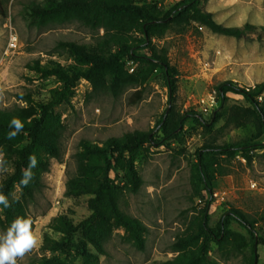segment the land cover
<instances>
[{"label":"rangeland","instance_id":"obj_1","mask_svg":"<svg viewBox=\"0 0 264 264\" xmlns=\"http://www.w3.org/2000/svg\"><path fill=\"white\" fill-rule=\"evenodd\" d=\"M137 4H155L164 12L181 0H134ZM45 0H1L0 2V109L34 108L58 100L56 90L61 82L55 76H44L30 68L56 62L63 67L82 65L76 56L59 47L61 42H75L87 50L107 54L102 27L93 29L64 15L34 18L29 6ZM202 7L227 27L246 23L264 26V0H202ZM11 37L17 47H10ZM133 38H141L133 33ZM152 49L139 53L151 55L153 50L166 51L172 66L178 70L177 94L169 101L168 88L161 70H155L143 85L127 86L118 96L107 92L93 93L90 82L81 80L66 101L54 108L62 132L63 159L49 155L50 170L41 176L42 185L33 200L21 188L13 187L12 198L23 217L33 220L36 238L34 249L18 259L17 264H42L64 258L60 251L45 250L44 240L60 238L53 230L58 216H66L76 225L86 220L92 210L91 195L67 196V182L77 173L82 156V141L103 144L133 131L149 132L162 117L165 121L155 131L162 145L145 144L139 151L135 168L143 183L135 191L126 171L111 174L121 195L120 208L143 226L144 249L140 250L130 233L113 219L106 221L103 251L88 245L89 256L75 264H159L180 254L196 253L203 239L183 247L182 238L197 234L208 200L193 168L198 152L206 147L222 145L264 144V94L259 98V112L243 95L227 91L225 99L217 87L227 81L244 90L264 82V37L249 35L236 39L211 32L195 21L172 25L153 38ZM130 74L145 66L127 63ZM30 96V99L28 98ZM214 99L213 107L203 112L202 100ZM26 105V107L24 106ZM187 111H195L201 119L191 118L173 136H165L175 128ZM28 138L0 139L7 171L0 181L14 173L10 150L27 144ZM213 180V202L209 209V226L217 230L224 214L234 208L241 211L264 234V149L251 152V160L239 153L234 156H207ZM214 194H218L217 201ZM10 221L0 210V234ZM230 244L208 242L206 254L211 264H250L252 240L248 230L234 220L229 221ZM81 234H78V238ZM240 242L238 250L235 243ZM258 264H264V245L258 246Z\"/></svg>","mask_w":264,"mask_h":264},{"label":"trees","instance_id":"obj_2","mask_svg":"<svg viewBox=\"0 0 264 264\" xmlns=\"http://www.w3.org/2000/svg\"><path fill=\"white\" fill-rule=\"evenodd\" d=\"M29 8L34 18L43 19L58 14L74 18L93 29L102 27L105 33L103 43L108 52L97 53L75 42H61L59 47L76 56L82 65L63 67L56 62L41 64L40 61L30 65L32 70L44 76H55L60 80L61 87L56 90L58 100L40 106V113L34 108L0 109V139L14 130L9 126L13 118L20 119L24 124L23 130L15 139L19 140L23 136L28 138L25 146L10 150L15 170L4 181H0V193L6 195L11 204L9 208L0 205V210L4 212L10 224L17 217H23L22 211L13 201V187L19 186L25 197L33 200L35 191L42 185V174L50 170L49 158L45 155L60 162L63 159L62 132L56 128L58 125L60 127V122L55 117L54 108L68 99L81 80L91 83L93 93L107 92L118 96L127 86L143 85L155 70H161L168 88L169 101L172 102L177 94L178 70L171 65L166 51L153 50L151 55L138 52L141 49H152L153 38L161 35L164 30L172 25L182 26L195 21L213 33L239 40L249 35L264 37V26L246 23L243 26L227 27L218 23L213 14L202 7V0H181L167 12L155 4H137L134 0H45L44 4H31ZM133 33H138L141 38H133ZM127 63L145 68L130 74L126 68ZM227 91L243 95L260 113L263 112L259 98L264 94V82L249 90L240 89L231 81L223 82L217 87V93L222 100L225 99ZM28 98L30 99V96ZM166 117L167 114L162 117L155 129L149 132L138 130L128 132L120 138H110L103 144L81 142L83 150L81 155L86 156L87 161L80 162L76 175L69 178L66 195H91L89 207L92 214L78 225L66 216L56 217L53 230L60 234V238L45 239L43 247L45 250L60 251L64 258L42 264H75L78 259L89 256V244L103 251L108 219L115 220L130 233L136 246L140 250L144 249L143 226L120 208L121 195L111 174L117 169L126 171L134 190L137 191L141 187L143 180L135 168L136 157L147 143L162 145V140L156 141L155 131ZM191 118L201 119L202 116L195 111H187L180 117L175 128L166 132V138L173 136L182 128L184 122ZM258 149H264V144L255 146L228 144L206 147L198 152L193 172L199 184L203 185L208 200L205 202L197 234L180 239L177 248L181 251L183 247L199 239H203V242L196 253L180 254L159 264H211L206 256L208 242L214 241L221 246L230 244V220L236 221L248 230L252 240L250 264H258V246L264 245V234L259 233L256 226L241 211L230 208L221 218L217 230L209 226L214 176L206 158L214 154L234 156L239 153L244 159L251 160V152ZM31 155H35L37 166L32 169L34 173L32 181L24 187L19 182L23 170L28 168ZM78 234H81L79 238ZM235 247L239 250L241 243L236 242Z\"/></svg>","mask_w":264,"mask_h":264},{"label":"clouds","instance_id":"obj_3","mask_svg":"<svg viewBox=\"0 0 264 264\" xmlns=\"http://www.w3.org/2000/svg\"><path fill=\"white\" fill-rule=\"evenodd\" d=\"M0 99H3L0 94ZM26 107V105H24ZM10 128L13 131L8 133V139L15 138L24 128V124L18 118H13L10 121ZM4 153L0 151V172L7 171L5 167ZM37 166L35 155L29 157L28 168L23 170L20 184L27 187L34 177L32 169ZM0 205L4 208L11 207L8 198L3 193H0ZM33 220L31 217H17L13 220L6 232L0 234V264H17L18 259H23L26 254L30 253L35 245L36 238L32 232Z\"/></svg>","mask_w":264,"mask_h":264},{"label":"built area","instance_id":"obj_4","mask_svg":"<svg viewBox=\"0 0 264 264\" xmlns=\"http://www.w3.org/2000/svg\"><path fill=\"white\" fill-rule=\"evenodd\" d=\"M10 47L12 49H15L17 47V38L16 37H11V40H10ZM214 99H211V100H208V101H205V100H202V103L205 105V108H202V111L203 112H208L212 107H213V104H214ZM217 201L219 200L218 198V194H214Z\"/></svg>","mask_w":264,"mask_h":264}]
</instances>
